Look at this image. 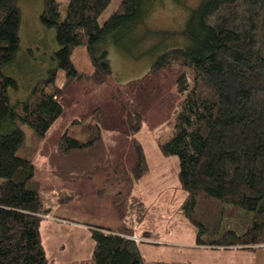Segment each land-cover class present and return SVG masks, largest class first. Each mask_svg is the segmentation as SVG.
I'll return each instance as SVG.
<instances>
[{"label": "trees", "instance_id": "obj_1", "mask_svg": "<svg viewBox=\"0 0 264 264\" xmlns=\"http://www.w3.org/2000/svg\"><path fill=\"white\" fill-rule=\"evenodd\" d=\"M19 1L0 0V264H190L145 260L128 223L117 229L86 224L93 240L86 258L57 262L45 253L39 225L50 209L43 189H57L56 203L63 204L81 194L73 185L98 171L113 173L130 189L149 170L136 137L143 113L129 111L116 88L110 94L126 111L134 152L130 169L108 152L101 106L92 107L93 121L74 120L87 131L86 139L62 132L43 166L18 153L24 140L18 121L44 137L62 115L60 98L74 83L88 79L95 85L109 84L108 44L136 60L150 54L149 72L175 71L181 100L173 133L157 145L164 156L178 158V185L184 193L177 212L194 228L195 243L263 246L264 0H198L188 7L179 30L150 26L151 12L161 0H120L102 24L98 18L110 0H67L63 11L59 0H42L39 19L54 29L60 47L56 58L65 77L56 85L51 73L37 80L25 97L12 100L9 89L18 85L6 68L19 49ZM82 44L89 72L71 60L74 48ZM143 44L146 48L138 51ZM131 197V206L138 208L130 222H140L142 199Z\"/></svg>", "mask_w": 264, "mask_h": 264}, {"label": "rangeland", "instance_id": "obj_2", "mask_svg": "<svg viewBox=\"0 0 264 264\" xmlns=\"http://www.w3.org/2000/svg\"><path fill=\"white\" fill-rule=\"evenodd\" d=\"M59 1L60 10L63 11L67 0ZM197 1H159L151 12L150 26L154 29H181L188 7L195 5ZM119 2L120 0L109 1L98 18L100 24ZM19 4V49L16 59L6 68V73L14 77L18 85L16 89H9L12 100L25 97L37 80L49 78L51 73L55 75L56 85H60L65 77V72L58 66L56 58L60 47L55 40L54 29L46 28L39 19L42 0H20ZM107 46L111 71L109 84L95 85L88 79L74 83L60 98L63 105L62 115L44 137H37L27 123L17 122L24 131V140L18 153L31 157L37 166H43L62 132L67 131L78 139H86L87 131L82 125L75 124L74 120L86 118L87 122L93 121L90 115L92 107L101 106L102 134L108 152L113 159L130 169L134 163V152L124 120L126 111L111 97L110 91L119 89L118 95L124 100L129 111L139 109L144 116L142 128L136 137L142 144L149 166L147 174L128 189L113 173L98 171L92 177L81 179L73 185L75 190L81 192L78 197L51 207L50 215H44L41 219L39 230L45 253L57 262L86 258L90 255L93 240L85 224L115 228L133 220L138 205L131 206L134 201L131 195L136 194L142 199L143 208L139 213H144L143 216L147 217L148 222L151 221V227H156L158 231L167 224L168 231L176 228L179 230L177 232L182 234L179 237L186 238L192 228L189 222L177 213L184 193L178 185V158L176 155L164 156L157 145L158 142L168 140L173 133L175 110L181 100L174 86L175 71L149 72L150 54L136 60L112 44ZM145 48L144 44L140 45L138 51ZM71 60L79 69L87 72L91 70L90 59L83 44L74 48ZM42 194L46 206V202H56L58 190L43 189ZM120 201L116 206L115 203ZM162 215L165 218L161 219ZM67 219L78 221L81 226H75L71 223L73 221ZM139 245L156 252L160 249L147 240H141ZM255 250H244L245 264H264V247Z\"/></svg>", "mask_w": 264, "mask_h": 264}, {"label": "crops", "instance_id": "obj_3", "mask_svg": "<svg viewBox=\"0 0 264 264\" xmlns=\"http://www.w3.org/2000/svg\"><path fill=\"white\" fill-rule=\"evenodd\" d=\"M135 196L138 195L135 194ZM53 206L56 207L57 203L54 201H52L51 203L46 202V208L50 209ZM49 215L50 212H48V214L45 216L48 217ZM163 216L164 215H162L160 218L161 219L165 218ZM60 218L65 219V217H60ZM143 220L135 223L130 222L127 224V226L131 228L133 235H136L137 237L140 238V240L137 241V245L142 257L145 260H154V259L181 260V261H187L190 264H245L243 259H244V253H246V251L244 250L256 251L255 249L257 248L258 251L260 249H263L264 247V245L255 248L212 247V246L210 247V246L197 245L195 243V230L193 227L191 228L186 238H181L179 236L182 234L178 233L177 231L179 230L176 228H174L170 232L168 231L169 225L165 224L164 228H162L161 231H158L156 227H151L152 226L150 225L151 221L148 222L146 216L143 217ZM71 223H74L75 226L76 225L81 226L78 223V221H73ZM122 226L124 225L112 229H117ZM141 240L152 241V243L156 245V247L159 246L160 249L157 250L156 252L155 250H150L145 246H140L139 242Z\"/></svg>", "mask_w": 264, "mask_h": 264}, {"label": "built area", "instance_id": "obj_4", "mask_svg": "<svg viewBox=\"0 0 264 264\" xmlns=\"http://www.w3.org/2000/svg\"><path fill=\"white\" fill-rule=\"evenodd\" d=\"M132 239H134L136 242L140 240L139 237H137L136 235H131L130 236Z\"/></svg>", "mask_w": 264, "mask_h": 264}]
</instances>
